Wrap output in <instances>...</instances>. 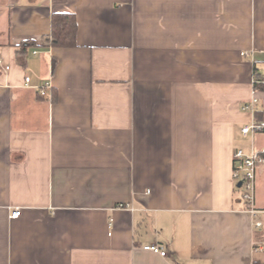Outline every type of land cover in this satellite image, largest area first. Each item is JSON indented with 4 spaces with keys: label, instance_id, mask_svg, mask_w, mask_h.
<instances>
[{
    "label": "crops",
    "instance_id": "1",
    "mask_svg": "<svg viewBox=\"0 0 264 264\" xmlns=\"http://www.w3.org/2000/svg\"><path fill=\"white\" fill-rule=\"evenodd\" d=\"M0 61V264H264L232 180L264 148V0H0Z\"/></svg>",
    "mask_w": 264,
    "mask_h": 264
},
{
    "label": "built area",
    "instance_id": "2",
    "mask_svg": "<svg viewBox=\"0 0 264 264\" xmlns=\"http://www.w3.org/2000/svg\"><path fill=\"white\" fill-rule=\"evenodd\" d=\"M1 64L2 62L0 61V65ZM6 69H8V67H6ZM29 81L30 79L26 77L24 79V85L28 86ZM255 82V79L252 78V86ZM262 83H264V81ZM50 89L51 84L49 82L36 88L41 97H45L47 91ZM259 108L260 104L256 97V91L252 87L250 99L243 104L242 110L255 114L259 111ZM256 132H264V121L253 120L241 130V133L244 136ZM232 161V180L235 184H238L239 182L241 183L240 188H237L236 190L240 193L241 198L245 203L246 211L249 212L253 218L252 227L256 231L264 232V211L257 210L254 206L256 171L260 167L264 168V148L251 154H245L242 151H237L232 155ZM118 208L124 209L127 208V206L119 205ZM19 215L20 210L19 208H16L11 212L10 218L16 219ZM143 249L151 251L162 258H166L168 256L167 251L159 245H147L144 246ZM263 249V246L259 245L255 250L263 251Z\"/></svg>",
    "mask_w": 264,
    "mask_h": 264
},
{
    "label": "trees",
    "instance_id": "3",
    "mask_svg": "<svg viewBox=\"0 0 264 264\" xmlns=\"http://www.w3.org/2000/svg\"><path fill=\"white\" fill-rule=\"evenodd\" d=\"M50 45L59 48H74L76 44V20L73 14L70 13H53L51 18V34ZM21 62V60H19ZM253 78L255 79V84H253V89L256 92L264 91V77L257 73H254ZM257 114V112L255 113ZM260 264V263H254Z\"/></svg>",
    "mask_w": 264,
    "mask_h": 264
},
{
    "label": "water",
    "instance_id": "4",
    "mask_svg": "<svg viewBox=\"0 0 264 264\" xmlns=\"http://www.w3.org/2000/svg\"><path fill=\"white\" fill-rule=\"evenodd\" d=\"M240 186H241V183L239 182V183L237 184V188H240Z\"/></svg>",
    "mask_w": 264,
    "mask_h": 264
}]
</instances>
